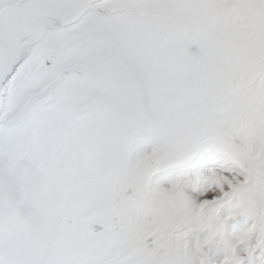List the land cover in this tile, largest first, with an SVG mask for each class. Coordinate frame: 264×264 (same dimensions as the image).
Returning a JSON list of instances; mask_svg holds the SVG:
<instances>
[{
	"label": "snow or ice",
	"instance_id": "obj_1",
	"mask_svg": "<svg viewBox=\"0 0 264 264\" xmlns=\"http://www.w3.org/2000/svg\"><path fill=\"white\" fill-rule=\"evenodd\" d=\"M202 150L195 205L151 180ZM233 201L223 264L264 247V0H0V264H208Z\"/></svg>",
	"mask_w": 264,
	"mask_h": 264
},
{
	"label": "rangeland",
	"instance_id": "obj_2",
	"mask_svg": "<svg viewBox=\"0 0 264 264\" xmlns=\"http://www.w3.org/2000/svg\"><path fill=\"white\" fill-rule=\"evenodd\" d=\"M192 52H196L197 49L193 47L190 49ZM209 155L214 157L216 163L211 164L203 160V156ZM225 165L224 158L217 152L213 150H202L194 155L190 160L185 161L181 164H177L163 171L155 173L151 180L153 182H160L163 186L171 181H174L180 176L195 177L198 174H201V179L199 182L194 185H188L187 191L190 192L193 196H197L203 189L206 187V181L203 179V174H206L210 169L217 168ZM195 189V191H193ZM235 201L231 203H226L221 205L217 210V217L220 220H223L224 223L220 225V230L213 242L205 245L203 251L207 253L208 264H216L217 261L221 260L224 255L223 246L221 240L236 239L242 235L253 223V219L250 213H246L243 209H236ZM231 216V219H225L226 217ZM94 231H101L102 228L99 225L93 226ZM181 232H187V236L184 239L191 246L194 237L197 233L194 230H190L188 227L181 229ZM199 238L204 240L209 235V230H204L200 232ZM253 239H255V233L253 234ZM235 254L239 255L241 252V246L235 248ZM258 258H264V247L257 248L250 258H247L241 261V264H258Z\"/></svg>",
	"mask_w": 264,
	"mask_h": 264
},
{
	"label": "clouds",
	"instance_id": "obj_3",
	"mask_svg": "<svg viewBox=\"0 0 264 264\" xmlns=\"http://www.w3.org/2000/svg\"><path fill=\"white\" fill-rule=\"evenodd\" d=\"M195 182L189 184V185H194ZM193 191H195V189H193ZM193 202V205H195L198 197L196 196H193L190 192H186L185 193ZM247 198L242 194L241 195V198H240V203H244L245 200ZM236 209H238V206H234ZM220 220V219H219ZM224 223L223 220H221V224L222 225ZM219 230H220V227L218 228H212L209 230V235L204 239V240H201V244H202V247H204L205 245L211 243L214 241V239L216 238V236L218 235L219 233ZM240 243V240H239V237L236 238V239H229V240H221V244L223 246V250L226 251L227 249H230V248H234L235 246H237L238 244ZM204 257H205V260L207 261L208 259V256H207V253H204ZM198 259L199 258H193V264H198ZM229 259H231V256L229 255ZM219 264H223V261H219Z\"/></svg>",
	"mask_w": 264,
	"mask_h": 264
},
{
	"label": "bare ground",
	"instance_id": "obj_4",
	"mask_svg": "<svg viewBox=\"0 0 264 264\" xmlns=\"http://www.w3.org/2000/svg\"><path fill=\"white\" fill-rule=\"evenodd\" d=\"M55 26H59V22H56ZM213 156L215 157L216 155H213ZM214 157H211V156H209V155H205V156H203L202 158H203V160H204L205 162H208V163L214 164V163H216V160H217V159L215 160ZM215 158H217V156H216ZM217 161H218V160H217Z\"/></svg>",
	"mask_w": 264,
	"mask_h": 264
}]
</instances>
